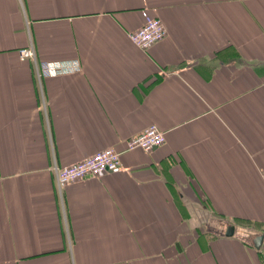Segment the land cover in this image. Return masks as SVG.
<instances>
[{
    "label": "crops",
    "instance_id": "crops-1",
    "mask_svg": "<svg viewBox=\"0 0 264 264\" xmlns=\"http://www.w3.org/2000/svg\"><path fill=\"white\" fill-rule=\"evenodd\" d=\"M143 11L166 29L146 51ZM28 46L79 70L40 78ZM151 125L165 143L125 151ZM106 148L120 170L59 192L53 165ZM263 256L264 0H0V264Z\"/></svg>",
    "mask_w": 264,
    "mask_h": 264
},
{
    "label": "built area",
    "instance_id": "built-area-1",
    "mask_svg": "<svg viewBox=\"0 0 264 264\" xmlns=\"http://www.w3.org/2000/svg\"><path fill=\"white\" fill-rule=\"evenodd\" d=\"M141 18V26L134 31L127 32L126 37L134 47L146 51L153 44L159 43L165 38L166 29L161 20L152 17L146 11L141 13ZM18 55L21 61L30 60L35 64L37 76L40 78L70 75L79 70L77 61H53L37 64L32 46L21 48ZM164 143V132L160 131L155 125H151L139 135L127 141L125 151L141 150L149 153L161 147ZM120 169L121 153L116 152L113 148H106L66 168L53 165L51 171L55 176L57 188L61 192L67 185L87 178H96L105 172ZM262 261L264 264V256Z\"/></svg>",
    "mask_w": 264,
    "mask_h": 264
},
{
    "label": "water",
    "instance_id": "water-1",
    "mask_svg": "<svg viewBox=\"0 0 264 264\" xmlns=\"http://www.w3.org/2000/svg\"><path fill=\"white\" fill-rule=\"evenodd\" d=\"M231 229H232V228H229V229H228V234H227L228 236L230 235L229 233L232 232ZM261 241H262V237H261V236L255 239V241H254V246H255V248H259V246H260V244H261Z\"/></svg>",
    "mask_w": 264,
    "mask_h": 264
}]
</instances>
